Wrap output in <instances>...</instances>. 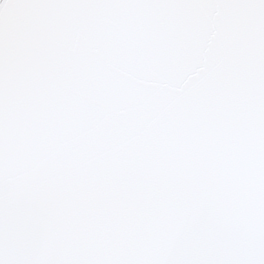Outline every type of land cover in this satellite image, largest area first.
<instances>
[{
    "label": "snow or ice",
    "instance_id": "6c2138e0",
    "mask_svg": "<svg viewBox=\"0 0 264 264\" xmlns=\"http://www.w3.org/2000/svg\"><path fill=\"white\" fill-rule=\"evenodd\" d=\"M0 264H264V0H0Z\"/></svg>",
    "mask_w": 264,
    "mask_h": 264
}]
</instances>
